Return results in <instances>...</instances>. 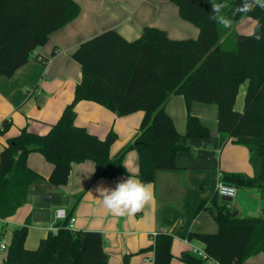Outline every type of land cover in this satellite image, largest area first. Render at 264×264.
I'll list each match as a JSON object with an SVG mask.
<instances>
[{
  "label": "trees",
  "instance_id": "obj_1",
  "mask_svg": "<svg viewBox=\"0 0 264 264\" xmlns=\"http://www.w3.org/2000/svg\"><path fill=\"white\" fill-rule=\"evenodd\" d=\"M173 1L181 17L199 27L198 37L172 38L165 29L146 25L133 40L110 28L81 42L73 57L82 65V79L60 118L45 134L24 127L8 138L1 150L0 218L18 211L27 201L33 183L66 184L74 162L93 160L95 176L116 179L127 173L124 158L135 149L139 179L154 182L159 170L177 168V155L189 151L181 142L183 138L211 135L209 126L190 112L191 102L215 103L222 140L233 137L247 146L254 166L253 176L225 174L223 180L239 187L258 188L262 211L259 216L233 215L230 201L220 200L217 194L212 213L218 230L191 232L189 238L201 240L217 264H243L250 256L264 252V9L256 7L247 13L257 21L253 32L262 38L256 40L253 33L234 31L224 37L244 15L233 16L241 0H233L223 10L233 19L228 29L209 19L210 0ZM80 11L75 0H0V75L12 76L38 47L47 43L53 31L75 19ZM246 80L245 108L240 112L235 110V102ZM174 94L184 95L189 107L185 133L179 132L166 110V102ZM83 99L101 103L120 116L144 111L138 131L114 156L110 152L118 138L114 130L101 139L75 123L76 104ZM2 125L1 130H7L10 120L6 118ZM32 151L41 152L53 163L49 179L29 167L27 158ZM78 200L35 249L25 245L29 223L15 228L3 264H49L66 237L72 239L71 264H83L86 247L80 232L71 227ZM153 239L148 248L154 250V264H170L173 235L161 231ZM181 259L185 264L205 263L188 251L182 253Z\"/></svg>",
  "mask_w": 264,
  "mask_h": 264
},
{
  "label": "crops",
  "instance_id": "obj_2",
  "mask_svg": "<svg viewBox=\"0 0 264 264\" xmlns=\"http://www.w3.org/2000/svg\"><path fill=\"white\" fill-rule=\"evenodd\" d=\"M75 1L81 6L75 19L53 31L47 43L38 47L33 57L12 76L0 75V153L8 138L17 135L24 127L37 133H47L60 118L64 107L74 99L75 86L82 79V65L73 57V53L82 41L110 28L133 40L140 36L146 25L159 26L170 37L178 39L196 38L200 33L198 26L181 17L179 7L173 0H141L138 8L147 6L145 2H148L156 10L143 13L142 20L134 22L131 21L133 17H127L121 11L108 9L102 14L104 8L96 0V5L92 7L88 3L92 0ZM112 1L122 6L132 2ZM256 23L255 18L244 14L224 37L231 31L251 34ZM230 40L233 43L234 37ZM247 87L248 80L240 85L235 102L237 111L242 112L245 108ZM189 107L192 114L199 116L209 126L211 135L181 140L189 151L177 155V168L157 172L156 180L152 182L155 200L140 212L131 217H116L102 206L94 191L101 183L115 188L116 183L126 180L129 174L138 176V152L131 149L124 158L127 173L119 174L116 179L95 176V162L88 159L72 164L66 184L55 186L46 181L33 183L27 201L18 211L8 218H0V241L9 245L13 230L29 223L25 245L30 249L37 248L58 220L57 209L67 210L79 198L71 227L80 232L86 247L83 264H125L126 259L128 264H154V250L148 246L154 242L153 235L161 231L173 235L170 264H185L181 259L183 252L198 255L197 252L205 250V245L198 238H189V234L218 230L212 213L218 183L225 174L253 176L254 166L247 146L233 137L222 140L217 104L192 101ZM189 107L181 94L172 95L166 102V110L181 133L186 130ZM76 111L75 123L86 127L90 133L101 139L110 130L118 134L111 146V156L117 154L135 135L144 117L143 110L120 116L105 105L87 99L76 104ZM6 118L11 126L2 131ZM27 163L45 179H49L54 167L39 151L30 152ZM228 183L233 184L232 181ZM237 188V195L230 202L234 207L232 210L243 216H259L262 211L260 190L255 187ZM219 199L223 200L222 197ZM6 251L0 248V264H3ZM71 262L72 239L66 237L49 264ZM204 264L209 262L205 260ZM243 264H264V252L250 256Z\"/></svg>",
  "mask_w": 264,
  "mask_h": 264
},
{
  "label": "clouds",
  "instance_id": "obj_3",
  "mask_svg": "<svg viewBox=\"0 0 264 264\" xmlns=\"http://www.w3.org/2000/svg\"><path fill=\"white\" fill-rule=\"evenodd\" d=\"M210 3L212 10L209 19L226 29L231 28L233 19L223 11L228 7L227 3H217L216 0H210ZM256 7L264 9V0H241V4L233 11V16L247 14ZM253 36L256 40L262 38L255 32ZM94 191L98 194L97 200L102 206L116 217L134 216L155 200V186L151 182L142 181L134 174H129L126 180L117 182L115 188L101 183Z\"/></svg>",
  "mask_w": 264,
  "mask_h": 264
},
{
  "label": "rangeland",
  "instance_id": "obj_4",
  "mask_svg": "<svg viewBox=\"0 0 264 264\" xmlns=\"http://www.w3.org/2000/svg\"><path fill=\"white\" fill-rule=\"evenodd\" d=\"M141 0H132V2L124 4L123 6L121 5V3H117L116 1H112V0H96L97 3L101 4V6L104 8V10L102 11V14L106 13V11L108 9H112L113 11H121L124 12L123 14H125L127 17H133L131 18L132 22L134 21H141L143 16L142 14H146V13H152L151 11H155L156 8L152 7V3H148L145 2L147 6H143V8H138L139 7V3ZM95 0L92 1H88L89 5L95 6L96 5ZM232 2V0H230L229 4ZM105 5V7H104ZM122 6V7H121ZM153 8H151V7ZM137 23V22H136ZM231 202V201H230ZM232 203L229 204V207L231 209H233L234 207H231Z\"/></svg>",
  "mask_w": 264,
  "mask_h": 264
},
{
  "label": "built area",
  "instance_id": "obj_5",
  "mask_svg": "<svg viewBox=\"0 0 264 264\" xmlns=\"http://www.w3.org/2000/svg\"><path fill=\"white\" fill-rule=\"evenodd\" d=\"M238 188L236 185L225 182V181H220L217 185V194L220 197H235L237 195ZM67 215L66 209L65 208H58L56 212V217L57 219H64ZM74 219V216L71 217V223ZM8 245L4 241H0V248L1 249H7ZM198 256L203 258L204 260L208 261L209 264H217L216 261L209 257L207 252L205 250H200L197 252Z\"/></svg>",
  "mask_w": 264,
  "mask_h": 264
},
{
  "label": "water",
  "instance_id": "obj_6",
  "mask_svg": "<svg viewBox=\"0 0 264 264\" xmlns=\"http://www.w3.org/2000/svg\"><path fill=\"white\" fill-rule=\"evenodd\" d=\"M231 199H232L231 197H227V196H224V197H223V200H226V201H231ZM237 213H238L237 211H233L232 214H233V215H236Z\"/></svg>",
  "mask_w": 264,
  "mask_h": 264
}]
</instances>
